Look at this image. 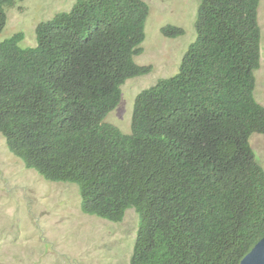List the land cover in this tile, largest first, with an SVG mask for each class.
<instances>
[{"label": "trees", "instance_id": "obj_1", "mask_svg": "<svg viewBox=\"0 0 264 264\" xmlns=\"http://www.w3.org/2000/svg\"><path fill=\"white\" fill-rule=\"evenodd\" d=\"M197 37L173 77L136 98L131 133L108 123L137 64L151 7L79 0L0 41V133L49 182L77 185L84 214L139 216L131 264H240L264 238V134L256 99L260 0H199ZM16 0H0V35ZM181 35L174 26L163 34ZM128 130V132L130 131Z\"/></svg>", "mask_w": 264, "mask_h": 264}, {"label": "rangeland", "instance_id": "obj_2", "mask_svg": "<svg viewBox=\"0 0 264 264\" xmlns=\"http://www.w3.org/2000/svg\"><path fill=\"white\" fill-rule=\"evenodd\" d=\"M78 1L16 0L8 10V24L0 41L23 32L26 37L21 47H35L38 25L61 12H71ZM145 1L151 15L143 53L136 62L151 66V70L146 76L127 81L120 104L107 118L124 134L131 133L134 104L140 92L179 72L197 37L199 0ZM260 4L263 50L256 73V99L264 106V0ZM168 26L177 27L182 34H163ZM251 144L258 164L264 167V134L253 135ZM81 206L77 185L49 182L28 169L12 154L0 133V264H131L139 216L130 210L124 221L112 223L84 214Z\"/></svg>", "mask_w": 264, "mask_h": 264}, {"label": "water", "instance_id": "obj_3", "mask_svg": "<svg viewBox=\"0 0 264 264\" xmlns=\"http://www.w3.org/2000/svg\"><path fill=\"white\" fill-rule=\"evenodd\" d=\"M240 264H264V238L242 259Z\"/></svg>", "mask_w": 264, "mask_h": 264}, {"label": "clouds", "instance_id": "obj_4", "mask_svg": "<svg viewBox=\"0 0 264 264\" xmlns=\"http://www.w3.org/2000/svg\"><path fill=\"white\" fill-rule=\"evenodd\" d=\"M144 1H145V0H144ZM145 2H146V1H145ZM147 4H148V3H147ZM75 5H76V4H75ZM185 56H186V55H185ZM182 62H183V61H182ZM144 76H146V75H144ZM141 77H143V76H141ZM136 78H139V77H136ZM136 78H133V79H136ZM129 80H130V79H129ZM126 83H127V82H126ZM126 83H125V84H126ZM125 84H124V85H125ZM124 85H123V86H124ZM123 86H122V87H123ZM148 89H149V88H148ZM146 90H147V89H146ZM143 91H144V90H143ZM140 93H141V92H140ZM122 96H123V94H122ZM121 100H122V98H121ZM120 102H121V101H120ZM120 102H119V104H120ZM119 104H118V105H119ZM134 106H135V104H134ZM117 107H118V106H117Z\"/></svg>", "mask_w": 264, "mask_h": 264}]
</instances>
